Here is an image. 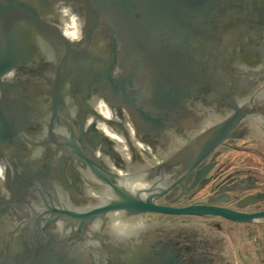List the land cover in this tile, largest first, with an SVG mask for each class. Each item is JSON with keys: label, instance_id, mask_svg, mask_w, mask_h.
<instances>
[{"label": "water", "instance_id": "95a60500", "mask_svg": "<svg viewBox=\"0 0 264 264\" xmlns=\"http://www.w3.org/2000/svg\"><path fill=\"white\" fill-rule=\"evenodd\" d=\"M263 36L264 0H0V264H171L135 245L160 242L143 211L250 221L156 207L119 163L200 133L142 173L155 190L233 138Z\"/></svg>", "mask_w": 264, "mask_h": 264}, {"label": "flooded vegetation", "instance_id": "af4514ba", "mask_svg": "<svg viewBox=\"0 0 264 264\" xmlns=\"http://www.w3.org/2000/svg\"><path fill=\"white\" fill-rule=\"evenodd\" d=\"M257 41L260 44L251 54L257 58L253 87L246 101H237L239 107L250 103V112L234 127V137L206 154L193 171L184 176L179 166H173L164 175L166 183L155 190L142 179L143 172L171 158L198 132L186 138L174 133L167 149L138 146L141 161L131 162L127 148H121L119 166L130 175L141 176L134 191L146 192L154 206L218 208L252 217L250 221H231L220 215L143 211L134 220L136 235H152L160 242L135 245L171 256V264H264V216H260L264 214V36ZM203 170L207 171L205 177L197 179V171Z\"/></svg>", "mask_w": 264, "mask_h": 264}, {"label": "bare ground", "instance_id": "6f19581e", "mask_svg": "<svg viewBox=\"0 0 264 264\" xmlns=\"http://www.w3.org/2000/svg\"><path fill=\"white\" fill-rule=\"evenodd\" d=\"M63 30L65 31L66 35L69 37V38H77L78 37V27L77 25L75 24L74 20L72 22H70L69 25H66ZM99 109L102 111V113L105 115V116H108L110 113H109V110L104 106V105H100Z\"/></svg>", "mask_w": 264, "mask_h": 264}]
</instances>
